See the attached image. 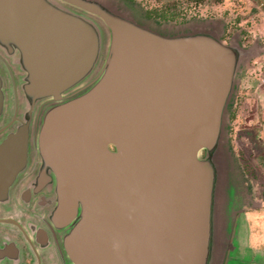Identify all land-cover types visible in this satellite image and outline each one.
I'll use <instances>...</instances> for the list:
<instances>
[{"label":"water","instance_id":"95a60500","mask_svg":"<svg viewBox=\"0 0 264 264\" xmlns=\"http://www.w3.org/2000/svg\"><path fill=\"white\" fill-rule=\"evenodd\" d=\"M62 1L84 14L0 0V43L21 49L29 97L61 101L97 66L98 23L108 31L97 76L38 136L72 264H228L223 144L238 69L259 47L225 42L214 22L150 28L119 0Z\"/></svg>","mask_w":264,"mask_h":264},{"label":"rangeland","instance_id":"374dc122","mask_svg":"<svg viewBox=\"0 0 264 264\" xmlns=\"http://www.w3.org/2000/svg\"><path fill=\"white\" fill-rule=\"evenodd\" d=\"M134 1L140 6L133 7L135 15L150 28H159L158 20L173 26L214 22L226 35H240L245 47H259L241 63L235 79L233 116L223 144L230 182L223 209L233 245L228 264H264V0ZM140 9L164 13L169 19H149ZM98 26L103 40L92 74L101 66L108 42L107 29ZM222 243L226 247L227 242Z\"/></svg>","mask_w":264,"mask_h":264},{"label":"flooded vegetation","instance_id":"af4514ba","mask_svg":"<svg viewBox=\"0 0 264 264\" xmlns=\"http://www.w3.org/2000/svg\"><path fill=\"white\" fill-rule=\"evenodd\" d=\"M50 1L69 11L84 14L62 0ZM157 23L163 28L177 27L159 20ZM232 35L221 30V39L225 42L235 40L245 47L240 35ZM98 71L63 91L61 101L51 97L31 98L24 88L29 71L23 63L21 49L13 44L5 46L0 43L3 95L0 148H4L0 164L5 167L0 170V264H72L64 245L70 224H56V179L41 156L38 136L46 111L86 90ZM8 157L21 159L16 171L11 172L14 161ZM7 169L10 176H7Z\"/></svg>","mask_w":264,"mask_h":264},{"label":"trees","instance_id":"16d2710c","mask_svg":"<svg viewBox=\"0 0 264 264\" xmlns=\"http://www.w3.org/2000/svg\"><path fill=\"white\" fill-rule=\"evenodd\" d=\"M119 1H122V2H124L126 4H129V6H135V7H138V8L140 7L137 4V2H135L134 0H119ZM140 11L145 13V10H143V9H140ZM144 15L151 16V17H157L160 20L169 19L168 16L165 15L164 13L161 14V12H158V11L152 12V11H150L148 9L146 10V14H144ZM183 21H185L184 18H183ZM179 27H181V26H179ZM183 30H185V31L189 30L188 24L187 25H183ZM232 116H233V113L229 114V119H231ZM261 158H262V160L264 162V152L261 154Z\"/></svg>","mask_w":264,"mask_h":264},{"label":"bare ground","instance_id":"6f19581e","mask_svg":"<svg viewBox=\"0 0 264 264\" xmlns=\"http://www.w3.org/2000/svg\"><path fill=\"white\" fill-rule=\"evenodd\" d=\"M103 28V27H102Z\"/></svg>","mask_w":264,"mask_h":264}]
</instances>
